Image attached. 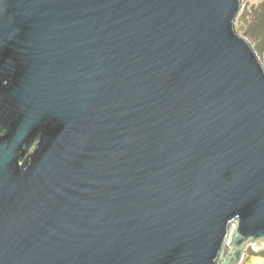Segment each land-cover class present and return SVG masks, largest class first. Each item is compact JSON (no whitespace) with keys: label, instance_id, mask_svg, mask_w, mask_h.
I'll list each match as a JSON object with an SVG mask.
<instances>
[{"label":"water","instance_id":"obj_1","mask_svg":"<svg viewBox=\"0 0 264 264\" xmlns=\"http://www.w3.org/2000/svg\"><path fill=\"white\" fill-rule=\"evenodd\" d=\"M243 6L0 0V264H241L264 241Z\"/></svg>","mask_w":264,"mask_h":264},{"label":"rangeland","instance_id":"obj_2","mask_svg":"<svg viewBox=\"0 0 264 264\" xmlns=\"http://www.w3.org/2000/svg\"><path fill=\"white\" fill-rule=\"evenodd\" d=\"M263 5H264V0H244L241 29H243L246 33H248L249 29H252V28L254 29V27L256 28L259 25L257 21H258V17L260 13L262 12L261 9H263L262 8ZM251 37H253L256 40L259 46L260 45L259 39L254 36H251ZM252 251L255 253L264 252V241L258 245H250L249 253ZM247 258H248V255H244V257L242 258L241 264H244ZM253 259L251 260L250 264H252Z\"/></svg>","mask_w":264,"mask_h":264},{"label":"trees","instance_id":"obj_3","mask_svg":"<svg viewBox=\"0 0 264 264\" xmlns=\"http://www.w3.org/2000/svg\"><path fill=\"white\" fill-rule=\"evenodd\" d=\"M262 8H263V9H261L262 12L260 13V15L258 17V21H257L259 23V25L256 28L254 27V29L253 28L249 29L248 33H249V35L254 36V37L259 39L260 45L258 48H259V51L264 56V5L262 6ZM257 35H259V36H257ZM255 257H263L264 258V252H261V253H255L253 251L250 252L248 254V258L244 262V264H250L251 260Z\"/></svg>","mask_w":264,"mask_h":264},{"label":"bare ground","instance_id":"obj_4","mask_svg":"<svg viewBox=\"0 0 264 264\" xmlns=\"http://www.w3.org/2000/svg\"><path fill=\"white\" fill-rule=\"evenodd\" d=\"M252 264H264V258H261V257H255V258L253 259Z\"/></svg>","mask_w":264,"mask_h":264}]
</instances>
